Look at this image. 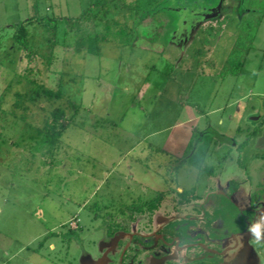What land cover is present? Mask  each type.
<instances>
[{"label":"rangeland","instance_id":"rangeland-1","mask_svg":"<svg viewBox=\"0 0 264 264\" xmlns=\"http://www.w3.org/2000/svg\"><path fill=\"white\" fill-rule=\"evenodd\" d=\"M94 1L0 0V94L13 75L21 74L59 89L79 106L53 147L36 132L45 114L37 104L26 103L25 120L8 112L0 123V264H117L132 227L152 230L148 222L154 212L133 213L132 222L126 204L153 198L160 190L166 199L156 216H197L192 193L203 195L202 187L212 183L210 172L219 175L215 186L227 202L223 215L232 217L222 222L220 232L243 229L255 213L261 223L255 228L264 230V206L258 203L264 204V156L253 150L251 135L252 117L264 115V22L237 68L227 66L234 46L232 27L240 19L236 0H223L221 13L203 21L204 27H223L218 39L207 33L196 41V33L186 50L170 41L167 19L176 13L169 12L165 0L157 11L165 22L162 53V45L149 48L138 40L130 46L113 34L102 38L104 30L92 19L76 21ZM36 14L48 17V25L24 23L26 43L21 45L14 37L20 32L11 25ZM224 15L230 16L222 19ZM11 94L3 104L8 111ZM66 112L69 117L72 110ZM204 131H211L206 133L212 142L199 170L186 159ZM236 187L248 192L245 201L252 196L250 204L232 206ZM176 200L191 203L176 208ZM113 212L114 221L131 230H118L105 240L121 241L116 245L120 253L117 249L105 257L102 225ZM198 216L202 223V214ZM160 231L175 234L174 227ZM190 236L195 239V233ZM254 244L264 264V243ZM194 245L189 248L197 256ZM126 249L129 257L133 243ZM84 251L95 258L90 262Z\"/></svg>","mask_w":264,"mask_h":264},{"label":"trees","instance_id":"trees-1","mask_svg":"<svg viewBox=\"0 0 264 264\" xmlns=\"http://www.w3.org/2000/svg\"><path fill=\"white\" fill-rule=\"evenodd\" d=\"M163 2H165V0H95L94 2H91L83 11L82 15L77 17L75 20H94L96 22L95 24H99L104 30L105 34L102 38H105L106 34H113L114 37H119L121 42L130 46L135 45L138 40H144V42L148 44L149 48L152 47L151 45H162L161 50H159V52L162 53L165 48L162 37L164 34L165 22L161 20L157 11H159L158 8ZM207 4H211V2H207ZM114 10H117L118 12L116 16L107 18V15ZM171 19L172 17L167 20ZM260 19V15L256 17L253 16L249 19H244L241 25H239L238 33L234 39V46L227 59L230 64L228 63L227 66L235 65L236 67H241L244 62L245 43H248V48L251 46L258 29ZM32 20L39 22L44 21V25H48L46 22L49 18L36 14L27 18L25 21H20L11 25V27H15L19 30L20 33L14 37L21 45H25L26 43V40L24 39L25 33L23 30L25 28L23 24L31 22ZM167 22L166 25L168 24ZM152 51L155 50L152 49ZM11 91V97L13 100L10 105V111H8L3 109V104L6 101V95ZM27 102L33 105H39V108L45 112L42 125L36 128V132L42 135V141L46 142L50 147L57 146L59 138L66 130V127L70 125V122L77 113L79 106L69 98H65L59 89H51L38 83L35 79H30L25 75L15 74L7 82L0 94V123H5L8 112H10L14 117L18 116L20 119L25 120L24 113L28 110V104H26ZM43 102L46 106L45 104H42ZM68 108L72 110L69 117H67L66 112ZM16 109H20L21 112L19 115H17ZM206 132L207 131L202 132V135L197 138L193 151L188 154L186 159L187 164L190 167L192 166L199 170L201 169V165L206 157L209 145L212 142L211 136L207 134L211 131ZM212 132L215 131L212 130ZM218 136L228 140V137L225 135H220L218 133ZM202 168L205 169L207 167L202 166ZM177 193L184 195V188ZM164 197L165 192L157 190L155 197L142 201L135 199L134 201L126 204L124 208L130 211L129 218H131L133 220L132 222H134L135 218L133 213H153L154 210L160 206ZM124 208H119V212L124 213ZM109 214L110 216H106L107 220L102 225V227H104L105 236L110 237L118 230H131L130 227L114 221L117 212Z\"/></svg>","mask_w":264,"mask_h":264},{"label":"crops","instance_id":"crops-1","mask_svg":"<svg viewBox=\"0 0 264 264\" xmlns=\"http://www.w3.org/2000/svg\"><path fill=\"white\" fill-rule=\"evenodd\" d=\"M262 131H264V128ZM262 142H264V135L258 134V136H255L252 140V148L264 150V147H261ZM175 188L177 191H180L178 186ZM202 188L205 189L203 195L200 196L201 193H199L198 195L200 198L197 197V201L194 203L196 206H202L201 209L203 210L201 213L202 223L197 222L199 231L195 235V239L192 240L193 245L195 244L193 247L197 248V256L192 255L193 251H191L192 248H189L190 244L182 243L180 237H175L174 243L171 239L169 241V235H166L164 231H160L162 227H167L171 222L170 216L168 217L166 215L163 217L162 214L155 215L156 211L161 207L160 204V206L154 210V214L152 215L150 222H148V226L150 228L152 227V230L147 233L139 231L142 235L132 237V243L134 245L133 254L131 253V256L133 255L134 258L132 264H187L192 261L211 264H262L260 251L258 250L257 245L254 244V241L264 243V230L259 232L260 229L257 228L258 225L261 226V223L257 222V219H255V215L256 217H259V214L255 213L251 217V221L248 222L249 225L245 224L246 226L243 229L238 231L222 230L221 233L222 222L223 225H225L226 219L231 220L232 218L231 215H223L224 210L222 209V206L227 204V202L224 199H221L220 195H215L214 189L205 186ZM247 194V191H243L242 193H240L239 190L234 191L233 195L235 200L229 199V201L232 203L233 207L237 208L239 203H247L244 199ZM165 199L166 197H164L163 201ZM228 206L232 209L229 203ZM240 216L243 217V215ZM132 230L133 232L137 231L135 227H132ZM105 238L103 244L100 245L101 254L105 257L110 254L113 256L118 249L116 248V245H119V242H121L119 241L120 237H117V239L115 238L117 244H109L113 243L110 239L111 237L109 238V241H105L108 240L107 236ZM128 242H124L123 246L127 245ZM158 242L162 243V245L159 244V247L157 245ZM40 245L42 246V244ZM229 246H232L230 248L231 251L228 254H225L224 251ZM49 248H55L52 242L49 243ZM84 252H86L90 262L92 261V258H95L93 254L91 255V253H87V251ZM117 253H120L119 249ZM220 258L223 259L221 260ZM250 258L251 260L249 262ZM103 263L105 264V261H103Z\"/></svg>","mask_w":264,"mask_h":264},{"label":"flooded vegetation","instance_id":"flooded-vegetation-1","mask_svg":"<svg viewBox=\"0 0 264 264\" xmlns=\"http://www.w3.org/2000/svg\"><path fill=\"white\" fill-rule=\"evenodd\" d=\"M222 1L223 0H168V4L170 3L169 4L170 7L167 6L169 12H172L174 14L176 13L175 14L176 17L173 15L172 19L169 21V29H168L169 31L168 32L170 34H172L170 41H172V43H175V45H178L180 49H182L183 47H186L185 48V50H186V49H188V47L191 46V43H189V41L193 39V35L196 33L198 34V38L196 39V41L198 39H201L203 37V34L206 35L207 33L214 34L213 38H214V40L215 39L217 40L220 37V34H221L223 27H221V26L216 27L215 25H210V23H208L204 27V25H202V24H203V21H205L206 19L216 18L217 15L219 13H221L220 5H221ZM236 1L238 2L237 8H239V10L237 9L238 13L236 12V14H237V16L240 17V19H239L238 25L233 26V25H231V23L229 24L230 26H233L232 28L234 29V34L232 35V41H234V39H235L234 37L238 33V27H239V25H241V23L243 22L244 19H249L253 16H255V17L259 16V15L261 16V19L259 21V26H258L256 33L261 28V26L264 22V2H263V0H236ZM174 2H175V4L177 3V5L173 6L172 3L174 4ZM207 2H211V4H207ZM225 16L229 17L230 15H224V17L222 19L227 18ZM222 19H219V20H222ZM230 19H231V17H230ZM219 20L215 19L216 22H221ZM203 38H206V37H203ZM194 40H192V42H194ZM253 41H255V40H253ZM253 41H252V43H253ZM252 43H251V46L249 48H248V46H246V48L244 49V62L243 63H245V61H246V58H247L246 54L249 53L250 50H252L251 48H252V45L254 44V43L253 44ZM260 48H262L263 55H264V47H260ZM252 119H253V121H255L254 123H256V124L254 126L252 125V127H251L252 128L251 135H252V137H255V136H258V134H261V131L264 128V115L262 116L260 114L259 116H253ZM261 147H264V142L261 143ZM253 150L257 151L256 153H258L259 156L263 157L264 150L255 149V148ZM207 174H208V180L212 182V183L208 184V188H211V186H212L213 188H211V189L215 190V195L219 196V194H220L219 189L220 188L217 187V185L215 186V182L217 181L219 175H217L213 172H210ZM238 190L239 189L236 187L235 191H238ZM198 194L192 193V195H193L192 197L197 198V197H199ZM253 197H254V195H253ZM250 200L252 201V196L248 195V200H246V202L249 203ZM174 203L176 205L174 207L177 208L178 206H187L191 203V201L181 202L179 200L178 201L176 200V201H174ZM258 203L260 206H264V204L261 205L260 202H258ZM193 206L196 209H198L199 214H201L203 212V210L201 209L202 206H200V205L196 206L195 204H193ZM198 215L192 216L188 213H186L185 216H182L180 214L171 215L170 216L171 222L169 223V225L167 227L171 230L174 227L175 234L174 235L166 234V235H169L168 236L169 241L171 239V241H173L175 243V237H178V238L180 237V239L182 240V243L184 242L187 244H191L193 239L191 238L190 235H192L194 233L196 235L199 231L198 224H197V220H198L197 218L199 217ZM175 220H177V221H175ZM131 234L132 235L129 237V242L127 241L128 244L124 245V247L122 248L123 253L121 254V257L119 258V262L117 264H132V261H134L133 255L132 256L129 255V257L126 256L127 250H128L126 248L128 247V245L130 243H132V241H133L132 237L133 236L142 235V234H140L139 231L133 232V230L131 231ZM124 256H126V258Z\"/></svg>","mask_w":264,"mask_h":264},{"label":"water","instance_id":"water-1","mask_svg":"<svg viewBox=\"0 0 264 264\" xmlns=\"http://www.w3.org/2000/svg\"><path fill=\"white\" fill-rule=\"evenodd\" d=\"M261 135H264V131H261Z\"/></svg>","mask_w":264,"mask_h":264}]
</instances>
